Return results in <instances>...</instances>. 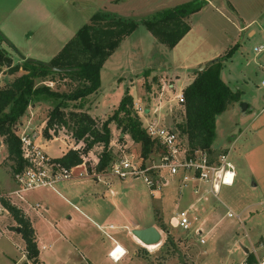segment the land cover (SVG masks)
<instances>
[{"label":"rangeland","instance_id":"obj_1","mask_svg":"<svg viewBox=\"0 0 264 264\" xmlns=\"http://www.w3.org/2000/svg\"><path fill=\"white\" fill-rule=\"evenodd\" d=\"M129 1H131L128 3V6H130L122 10L124 12L122 16L126 15L141 20L157 10L189 0ZM233 1L243 18L250 19L261 15L263 16L261 18H264V0ZM98 11L106 12L105 10ZM83 16H85L84 13ZM89 19L90 17L88 19L83 17L81 25L89 22ZM192 21L195 26L192 33L182 43L176 44L175 48L161 43L154 34L142 24H139L131 34L120 41L118 50H114L112 56L110 55L103 62L100 68L99 89L83 100L66 102V107L62 108L63 112L66 113L64 115L65 124L56 126V132L51 139H45L42 130L49 112L56 103V100L52 98L33 100L24 115L13 126L15 133L18 136L25 135L40 145L44 143V151L51 156H59L69 148L83 147V142H76L71 135L75 116L72 114L84 110L100 122L112 114L120 100H118V94L122 95L126 87L129 88V92L131 89L133 104L138 102L142 107L150 108L148 114L140 115L143 125H146L149 119H156L162 125L178 127V123L184 121V105L183 103H177L175 95L181 90L183 91L185 87V79H183L185 74L183 75V73L186 69L183 65L196 66L199 61L215 59L227 47L231 46V42L235 40L234 38H237V41L243 45V51L247 55L246 59H249L246 64L248 74L250 72L251 75V87L259 82L263 73L256 64L260 60V55H263L264 52H256L253 47L264 43L260 33H256L254 36H248L247 33L237 34L236 25L241 24L238 22L241 19L237 20L224 7L218 10L209 8L203 14L194 15ZM197 25H203L206 30L198 31ZM5 37L7 38L6 35ZM9 42L11 41L9 40ZM0 47L8 52L13 64L21 62L19 51L15 52L6 46L1 39ZM200 66L197 65L189 70L188 75L194 76L195 71ZM23 72L21 69L11 74L7 72L5 66H1L0 88ZM49 76L37 84L48 85L60 92H69L79 85L76 80H71L69 77L62 78L57 74H53L54 78L50 80ZM246 97H248L247 94ZM231 105L233 103L229 104V106ZM235 118L236 116L233 118V113L230 114L229 111H224L217 116L214 142L222 140L225 136H233L231 128L234 125ZM109 126L111 129L109 148L112 162L127 158L132 163L141 165L142 168L157 162L162 151L160 145L154 144L152 152L143 158L140 155V143L133 141L128 134L120 136L121 131L114 122H111ZM181 140L185 142L183 136H181ZM101 151L102 145H95L89 152L84 154L89 177L60 180L54 187L72 203L75 201L73 198L68 197L69 195L66 193L68 190L73 191V193H80L83 202L93 199L97 194L98 199H101L99 202L104 203L102 207L107 205V209H110L115 206L116 211L123 212L122 221L116 219L112 221L114 228L110 230V234L123 245L127 250V255L119 262L110 259L107 255V244L111 240L105 232L97 228L96 223L93 221L85 223L83 227H78V231H88L90 234L89 243L92 246L90 252L85 248V241L78 237L72 239V242L76 245L57 237L52 240L53 247L42 251L40 256L43 260L42 264H87L85 258H81L82 255L86 257V254L92 260V264H195V259L198 260V256L202 257L204 264H235L242 256L240 240L247 246H251L244 237L245 229L250 225V222H240L237 226L229 225V219L237 220L235 217L224 218L220 222L218 229H216L218 230V236L215 238L206 235L204 238L205 243H200L199 236L196 235L197 242H195L191 234L194 232V225L191 226L190 230H185L170 225L162 217L164 211L175 214L184 209V206L175 205V195L179 189L178 184L181 174H178L177 183L173 181V177L167 171L161 169L156 171L154 168L146 171V176L152 181V184H148L143 177L127 176L122 179L111 175V167H108L104 172L95 170ZM209 154L211 159L216 160L219 153L210 152ZM7 155L6 144L0 135V196L9 198L12 203L20 207L18 203L20 198L16 196L17 199L10 195L19 187L11 170L13 161ZM94 175L99 176L94 177ZM160 175L167 180V184L162 185L160 183ZM222 187L223 190L224 186ZM110 188L114 190V196L109 194L108 189ZM48 190L52 193L55 192L51 187H40L26 190L22 192V196L27 198L31 204H34L37 202L38 197L48 193ZM56 195L59 194L56 193ZM245 197L243 194L241 203ZM66 205L63 206L60 202L56 207V212L67 214L68 206ZM40 209L42 210L41 207ZM222 209L224 212L227 210L224 207ZM191 211L188 209L190 220L193 218ZM4 213L1 207L0 264H11L17 259L19 260L18 264H24L25 262L33 264L29 262L25 255V243L23 245L18 238H14L20 236L19 231H17V222L9 212ZM232 213L235 214L236 212L233 211ZM94 220L99 225L102 224V219ZM152 221L161 231V240L160 243L145 246L139 241V238L130 232L136 222L145 224ZM105 224H109V221H106ZM224 227L226 229L222 230ZM128 229H130L129 232ZM4 233L8 234L9 237ZM231 235L235 237V241ZM258 243L255 242V246H258ZM120 249L123 248L120 247ZM261 251L260 248L258 252L261 253Z\"/></svg>","mask_w":264,"mask_h":264},{"label":"crops","instance_id":"obj_2","mask_svg":"<svg viewBox=\"0 0 264 264\" xmlns=\"http://www.w3.org/2000/svg\"><path fill=\"white\" fill-rule=\"evenodd\" d=\"M130 2L129 0H0V32L4 36H7V39L11 41L16 50L9 46L6 41L2 42L15 52L19 51L20 59H22L23 56L25 58H33L47 62L56 55L64 44L75 34L77 29L81 26L83 17L88 19L96 12H99L98 10H105L106 12L122 15L124 14L122 10L129 7L130 5L128 6V3ZM223 7L237 20L241 19V21H238L241 24L236 25L237 34L247 33L248 36H254L256 33H260L264 39V18H261L263 17L262 15L246 19L241 16L233 0H207L206 4L200 10L189 15L187 18L189 30L177 44H180V42L182 43L184 39L188 38L192 33V29L195 27L192 21L194 15L203 14V12L209 8L218 10ZM83 13L85 16H83ZM123 16L130 17L126 15ZM196 28L198 31L206 30L203 25H197ZM234 39L235 40L231 42V46L227 47L224 52L218 56H222L236 44V48L231 57L223 61L220 69V78L223 82L233 91H241L240 100L234 102L233 105L227 108L228 110H225L229 111L230 114L233 113V118L236 116L234 125L231 128L233 136H225L222 140H217L215 142L214 138L211 145V152L227 154L229 161L234 167V182L232 185H222L224 189L222 190L223 187L221 186L219 195L216 198H211V196L207 194V186L204 183H200L197 193H194L191 189L184 191L182 194L177 191L175 195V205L180 207L184 206V208L191 206L193 216L191 225H194V228L199 227L202 229L203 238H205L206 235H211L213 238L218 236V230L216 229H218L220 222L224 218H237V220L229 219L228 224L234 226H237L240 222H250V225L245 229L244 237L252 246H247L240 240L242 256L239 261H241L248 255L247 252L244 253L243 251L245 248L250 252V248L254 247L253 244L255 245V242L257 243L264 239V83H262L264 79V54L260 55V60L256 64L263 73V76H261L259 82H257L254 87H251V75L250 72L248 74L246 64L249 59H246L247 55L243 51V45L237 41V38ZM260 45L262 49L259 52H264V43ZM118 47L115 51L118 50ZM209 61L210 60L199 61L196 63V66L207 64ZM196 66L183 65L186 69L185 73H183V75L185 74L183 78L185 79V86L194 79L195 75H188V72ZM130 94L133 96L131 89ZM246 94L248 97H246ZM121 96V94H118V100ZM241 102L245 103L246 106L244 108L241 107ZM122 135L126 134L121 133L120 136ZM41 145L44 148V143H41ZM64 152H66V150L59 156ZM59 156L51 157L56 158ZM172 177L175 182L177 178H179L177 176ZM54 185L51 187V189L55 191L54 193L48 190V193L40 195L37 202L34 204H31L24 196L23 199H18L15 194L10 193L12 197L18 199L21 209L29 217L34 228L37 247L39 249L38 264L43 263L40 257L42 251L53 247L52 240H55L57 237L65 241L67 240V242H72V239L78 237L85 241L86 247H84L90 252V248L92 247L91 243H89L90 234L88 231H78V227H83L85 223L93 221L96 223L98 229H101L111 236V242L107 244V253L114 243L124 248L123 245L110 234V230L114 228L112 221H115V219L117 221H122L124 216L123 212L120 213L116 211V207L113 205V208L110 209H107V205L102 207L104 203L99 202L101 199H98L97 194H95L93 199H90L92 201L87 200L83 202L80 193H73V191L68 190L66 191L67 195H69L68 197L73 198L75 201L72 203L66 196H62ZM62 188L64 189V187ZM108 191L111 196L115 195L114 190L111 188L108 189ZM56 193L59 195H56ZM243 194L246 197L241 203ZM60 202L63 206L67 204V214L56 212V207ZM1 207L0 204V208ZM222 207L227 210L224 212ZM2 210L5 212L4 214H7L8 211L6 209L2 207ZM228 211H234V213H236L233 216H228ZM172 214V212L164 211L162 217L167 222ZM94 219H102V224L99 225ZM106 221H109V224H105ZM136 223L132 229L143 228L150 225L155 226L153 221L145 224ZM225 229L224 227L222 230ZM129 230L130 229H128V232ZM3 231L5 232V230ZM191 234L195 242H197L194 232ZM6 235L9 237L8 234ZM231 236L235 241V237L233 235ZM14 238H18L21 244L24 245V240L21 235L19 237L15 236ZM139 241L142 242L141 240ZM200 243H205V240ZM74 245L76 244L74 243ZM262 251L264 252V248ZM202 252L204 253L205 251ZM77 253L79 254V252ZM259 253H257L258 257L261 256V254L259 256ZM126 255L127 250L119 261ZM81 258H85V263L88 262L87 264H92V260L87 257V254L86 257L82 255ZM18 261V259L14 260L11 264H18ZM195 264H204L202 257L198 256V260L195 259Z\"/></svg>","mask_w":264,"mask_h":264},{"label":"trees","instance_id":"obj_3","mask_svg":"<svg viewBox=\"0 0 264 264\" xmlns=\"http://www.w3.org/2000/svg\"><path fill=\"white\" fill-rule=\"evenodd\" d=\"M206 2L207 0H189L157 10L141 20L117 13L96 12L90 17V21L81 25L60 51L47 62L22 56L20 63L13 64L8 52L0 47V67L5 66L7 72L11 74L21 69L24 71L0 88V135L6 144L7 156L13 161L12 173L20 172L26 165V160L21 155L20 138L13 126L24 115L33 100L41 98L56 100L42 130L43 137L51 139L56 132V126L65 124L66 113L62 108L66 107V102L83 100L99 89L100 68L125 36L142 24L161 43L173 47L189 30L187 22L189 15L200 10ZM0 39L16 50L1 32ZM235 48L236 44L222 56L209 61L203 69H197L194 79L183 89L184 121L178 123L179 128L174 127L177 128L180 138L181 136L185 138V142L182 143L190 150L201 149L210 153L215 138L217 115L225 111L229 104L240 100L241 91H233L220 78L222 63L231 57ZM53 74L62 78L69 77L76 80L79 85L69 92H60L48 85L37 84L49 75H51L49 79L53 80ZM72 115L75 116L71 135L76 142H83V147L69 148L61 156L54 158L61 166L72 167L80 164L83 154L89 152L95 145H102L95 170L104 172L111 167L112 155L109 148L111 122L116 124L121 133L128 134L133 141L140 143L141 157H147L152 152L154 144L159 146L158 141L147 134L140 116L134 110L133 97L128 87L112 114L106 119L98 122L84 110ZM0 204L17 222L19 233L25 243L27 259L33 264H38L39 249L29 217L6 197L0 196ZM247 261L249 264H256L252 253H248Z\"/></svg>","mask_w":264,"mask_h":264},{"label":"built area","instance_id":"obj_4","mask_svg":"<svg viewBox=\"0 0 264 264\" xmlns=\"http://www.w3.org/2000/svg\"><path fill=\"white\" fill-rule=\"evenodd\" d=\"M261 49V45L254 47V51L256 52L261 51ZM262 83H264V79ZM175 99L179 104L184 103L185 97L182 90L175 95ZM133 107L139 116L148 114L150 111V108L147 109L142 107L138 102H134ZM144 127L147 134L152 139H156L162 148L157 162L142 168L141 165L132 163L127 158H123L112 162L111 175L118 176L122 179L127 176L143 177L148 184H152V181L146 176V171L151 168H154L156 171L161 169L167 171L171 176L177 175L179 177L178 174H181L178 184V192L180 194L189 189L197 193L200 183H204L207 186V194L214 197L219 195L222 185L233 184L235 171L226 153H219L217 159L213 160L205 150H190L182 143L177 128L174 126L162 125L156 119H149ZM19 138L21 142V155L26 160V165L20 172L14 174L19 188L13 193L20 199H23L22 192L25 190L38 187H52L60 180L89 177L84 154L82 155V162L80 164L72 167H64L61 166L59 162L55 161L53 157L49 156L44 151V148L39 143H36V141L31 140L25 135L19 136ZM73 148L77 149L75 147ZM230 173H234L233 181L231 184H227L225 180ZM95 176L99 175H94V177ZM159 181L162 185L167 184V180L161 175ZM188 209L192 210L191 206L170 216L168 219L169 224L185 230H190L192 225ZM227 215L233 216L234 214L228 211ZM194 234L199 236L200 242L204 241L201 228H194ZM106 235L111 238L107 233ZM253 246L254 247L250 248V252L247 249V253H252L254 255L256 264H264V252H262L263 254L258 252L260 248H264V240L260 241L258 246ZM117 249H119V244L114 243L107 253L114 262L119 261L126 253L125 251V253L121 255L120 252H116ZM114 252L120 257L118 260L115 258L116 256L113 255ZM257 253H259V256L261 254V256L258 257ZM236 264L249 263L247 257H245Z\"/></svg>","mask_w":264,"mask_h":264},{"label":"water","instance_id":"obj_5","mask_svg":"<svg viewBox=\"0 0 264 264\" xmlns=\"http://www.w3.org/2000/svg\"><path fill=\"white\" fill-rule=\"evenodd\" d=\"M206 66V64L201 65L198 69L201 70ZM246 105L244 102H241V107L244 108ZM17 231L19 229L17 228ZM132 235L139 238L145 244H155L159 243L161 240V233L160 231L153 225L143 227V228H133L131 230ZM247 252V248H245Z\"/></svg>","mask_w":264,"mask_h":264},{"label":"clouds","instance_id":"obj_6","mask_svg":"<svg viewBox=\"0 0 264 264\" xmlns=\"http://www.w3.org/2000/svg\"><path fill=\"white\" fill-rule=\"evenodd\" d=\"M233 177H234V173H230V174H228V176H227V178H226V180H225V183H227V184H231L232 183V181H233ZM125 251L126 250H124V249H121V255H123L124 253H125ZM117 260L120 258L119 256H117V257H115Z\"/></svg>","mask_w":264,"mask_h":264},{"label":"bare ground","instance_id":"obj_7","mask_svg":"<svg viewBox=\"0 0 264 264\" xmlns=\"http://www.w3.org/2000/svg\"><path fill=\"white\" fill-rule=\"evenodd\" d=\"M159 243H160V242H159ZM155 244H157V243H155ZM144 245H145V246H148V245H154V244H145V243H144ZM120 247H121V246L119 245V249H120ZM115 256L117 257V255H115Z\"/></svg>","mask_w":264,"mask_h":264},{"label":"snow or ice","instance_id":"obj_8","mask_svg":"<svg viewBox=\"0 0 264 264\" xmlns=\"http://www.w3.org/2000/svg\"><path fill=\"white\" fill-rule=\"evenodd\" d=\"M116 252H121V249H117ZM116 252L113 253V255H116Z\"/></svg>","mask_w":264,"mask_h":264}]
</instances>
